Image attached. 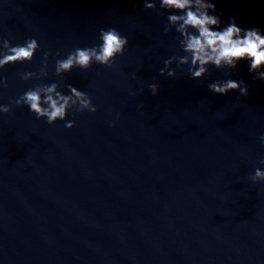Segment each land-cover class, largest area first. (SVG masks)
Returning a JSON list of instances; mask_svg holds the SVG:
<instances>
[{"label":"water","instance_id":"water-1","mask_svg":"<svg viewBox=\"0 0 264 264\" xmlns=\"http://www.w3.org/2000/svg\"><path fill=\"white\" fill-rule=\"evenodd\" d=\"M216 3L225 21L264 28V0ZM168 14L143 0H0V38L42 49L0 73V103L55 81L97 107L69 112L72 129L26 106L0 116V264H264V183L249 178L264 167V81L246 62L200 80L174 63L177 75L161 76L164 60L183 55L175 30L164 34ZM110 27L129 39L112 68L55 75L57 52L92 46ZM43 51L48 77L20 79L40 71ZM226 78L249 94L209 91Z\"/></svg>","mask_w":264,"mask_h":264},{"label":"clouds","instance_id":"clouds-1","mask_svg":"<svg viewBox=\"0 0 264 264\" xmlns=\"http://www.w3.org/2000/svg\"><path fill=\"white\" fill-rule=\"evenodd\" d=\"M157 4L169 13L164 34L168 35L174 29L177 43L183 52V55L164 60V66L159 70L161 76L174 78L177 75L174 63L177 67H186L190 78L200 80L208 75L210 68L234 70L241 62H246L255 79L264 81V28L241 27L238 15H232L225 21L216 0H143V7L148 11H156ZM128 44V37L117 28H102L96 44L76 47L63 58L57 52L55 75L63 77L74 69L87 71L93 64L112 68L116 58L124 55ZM41 51L36 38H29L16 45L8 39L0 38V73L10 65L31 63L36 53ZM52 55L50 51H43L40 71L21 73L20 79L30 81L47 78ZM225 75L230 77L231 73L226 72ZM132 76L135 79L136 73ZM8 86L7 77L0 75V91ZM148 87L152 95L159 91L156 83ZM208 89L217 95H227L233 91L240 96L249 94L248 85L243 80L232 78L215 80L208 84ZM13 104L18 108L26 106L37 119H44L49 125L66 121L67 129L75 126L74 120H67L69 112H97L87 92L71 84H67L66 91H63L55 81L29 88ZM13 104L0 103V116L10 113ZM259 143L264 146V134L259 137ZM260 163L264 164V160ZM249 178L253 183H264V167H256Z\"/></svg>","mask_w":264,"mask_h":264}]
</instances>
